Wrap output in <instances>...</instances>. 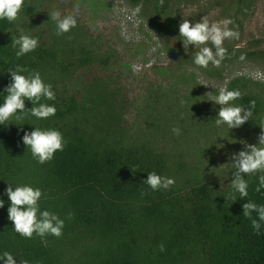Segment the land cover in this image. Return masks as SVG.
Wrapping results in <instances>:
<instances>
[{
  "label": "trees",
  "instance_id": "obj_1",
  "mask_svg": "<svg viewBox=\"0 0 264 264\" xmlns=\"http://www.w3.org/2000/svg\"><path fill=\"white\" fill-rule=\"evenodd\" d=\"M31 1L24 0L18 18L29 11ZM133 1L145 2L157 14L166 15L168 31L183 38L167 0L163 6L159 0ZM17 19H0V105L11 83L9 70L19 65L27 69L23 75L39 72L44 83L52 85L55 99L42 98L41 103L55 106L56 113L38 119L27 110L37 105L25 100L27 111L17 110L0 124V189L6 191L8 184L13 190L22 185L40 188V211L55 213L65 225L58 238L35 233L31 239L20 236L8 219L11 202L3 193L0 256L9 252L17 264L25 259L29 264H68L64 245L71 242L76 247L69 254L78 256L81 264H86L81 257L85 252L93 255L92 264H190L194 260L195 264H264V222L256 234L242 208L248 201L264 205V188L255 191L264 173L244 175L248 195L243 199L231 186L237 169L199 181L187 193L170 188L151 190L144 182L147 173L165 176L167 157L147 143L123 140L121 116L112 101L114 91L100 80L94 84L102 86L92 95L77 98L67 90L70 78L96 61L93 50L81 47L67 52L63 46L43 40L34 51L17 57L19 46L12 45L18 38L12 34ZM58 79L63 83L59 85ZM237 89L242 96L232 103L249 108L255 100L252 112L258 113L257 98L236 83L230 86V91ZM35 128L58 130L65 141L63 151L58 150L44 164L22 140L25 132ZM231 196L236 197L235 202L226 201ZM252 215L256 217V213ZM162 243L164 251L159 248Z\"/></svg>",
  "mask_w": 264,
  "mask_h": 264
},
{
  "label": "rangeland",
  "instance_id": "obj_2",
  "mask_svg": "<svg viewBox=\"0 0 264 264\" xmlns=\"http://www.w3.org/2000/svg\"><path fill=\"white\" fill-rule=\"evenodd\" d=\"M167 2L168 10L180 23L183 19L195 23L203 16L213 22L226 18L234 22L229 27L238 30L239 39L224 41L228 54L219 67L195 65V47L189 45L185 50L178 32L168 31V17L157 14L142 1L32 0L29 11L17 19V29L12 34L18 38L27 34L39 43L45 40L63 46L67 52L91 48L96 61L70 78L68 92L77 98L92 95L102 86L94 84L99 80L114 91L112 101L121 116L123 140L144 142L163 152L167 157L165 176L175 180L170 189L187 193L199 181L235 170L233 154L245 150L246 144L259 143L264 127V0ZM123 3L131 11L143 4L138 14L139 29L124 19L120 9ZM56 10L62 16L75 15L77 26L58 36L56 22L49 15ZM208 46L213 47L211 43ZM62 83L58 79V84ZM233 83L244 93L254 95L261 109L252 112L239 128L229 129L226 123L217 127L220 105L212 100L221 87L230 90ZM174 127L180 129L179 135L173 133ZM3 193L6 191L0 189L4 198ZM75 245H64L68 264H81L78 256L69 254ZM85 254L81 255L84 262L92 264L93 255Z\"/></svg>",
  "mask_w": 264,
  "mask_h": 264
},
{
  "label": "clouds",
  "instance_id": "obj_3",
  "mask_svg": "<svg viewBox=\"0 0 264 264\" xmlns=\"http://www.w3.org/2000/svg\"><path fill=\"white\" fill-rule=\"evenodd\" d=\"M24 0H0V19L6 18L12 22L18 18V13L23 6ZM159 4L163 6L164 0H159ZM78 7V6H77ZM143 4H138L132 10V15H138L142 10ZM50 18L56 22V34L62 35L69 32L77 26L75 15H61L59 10L53 11ZM234 22L231 19H223L213 22L208 16H203L198 22L192 23L188 19H183L179 24V33L183 37V47L188 49L189 45H193L196 49L192 56L193 63L199 67H208L211 63L213 66L219 67L221 62L227 57V49L223 46L226 39H239L238 30L230 28L229 25ZM122 35L125 32L122 31ZM156 39L159 41L157 36ZM125 38L128 37L125 35ZM38 40L27 34H22L19 38L12 40L13 47L19 46L16 52L17 57L23 56L38 47ZM211 43L213 47H209ZM214 49V50H213ZM241 60L245 59L241 55ZM135 70V65L133 66ZM27 69L19 65L15 70H9L11 83L5 88L7 95L4 102L0 105V124L12 117L14 114L24 113L30 110L31 115L38 119H47L55 115L56 108L47 103H41L42 98L54 100L55 93L52 91L51 84H45L39 72H32L28 76L22 73ZM207 86V84H204ZM242 93L237 90H228L227 87H221L219 94L214 98L215 104L220 105L218 117L215 119L217 127L227 124L229 129L239 128L252 117V109L255 108V100L250 101V107L245 109L241 106H235L231 102L241 98ZM25 100L31 101L30 109H25ZM183 103V101H182ZM20 117L18 116L17 119ZM258 136V145L246 144L245 150L233 154V166L237 169L233 173L231 181L232 188L239 193L241 199L247 197L248 182L244 179V175H252L257 172L264 173V127ZM176 135L180 134V129L174 127L172 129ZM26 148H30L32 156L38 160L40 164H44L54 158V154L59 150L63 151L64 138L60 131L55 129L41 130L35 128L34 131L25 132L22 137ZM222 166V165H221ZM144 182L151 190L169 189L175 184L174 178L158 175L155 171L147 173ZM6 189V194L11 202L8 208V219L14 224V231L24 238L31 239L33 234L40 237L53 235L60 237L63 234L65 221L60 219L55 213L47 210L40 211L39 200L43 193L40 188L22 185L15 186L13 190L11 184ZM264 188V175L259 176V184L255 191L260 192ZM144 193H142L143 195ZM226 201H236L235 196L225 198ZM4 206V201L0 199V208ZM243 215L251 221L252 228L256 234L260 233L261 222H264V205H258L252 201H248L242 205ZM256 213V217H253ZM68 218H72L69 213ZM45 244L47 241H43ZM160 251L165 250L164 244L159 245ZM0 259L4 264H17L16 259L9 252H4ZM20 264H29L28 260H21Z\"/></svg>",
  "mask_w": 264,
  "mask_h": 264
},
{
  "label": "built area",
  "instance_id": "obj_4",
  "mask_svg": "<svg viewBox=\"0 0 264 264\" xmlns=\"http://www.w3.org/2000/svg\"><path fill=\"white\" fill-rule=\"evenodd\" d=\"M120 9L122 10L123 17L126 21H129L134 24L137 29L141 27V18L138 15L133 16L132 11L124 3L120 6ZM120 9L119 11H121Z\"/></svg>",
  "mask_w": 264,
  "mask_h": 264
}]
</instances>
